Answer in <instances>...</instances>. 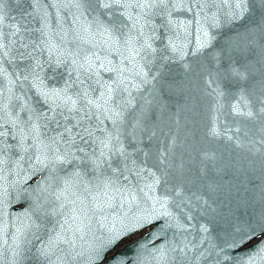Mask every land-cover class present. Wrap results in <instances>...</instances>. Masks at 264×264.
<instances>
[{
    "label": "water",
    "instance_id": "1",
    "mask_svg": "<svg viewBox=\"0 0 264 264\" xmlns=\"http://www.w3.org/2000/svg\"><path fill=\"white\" fill-rule=\"evenodd\" d=\"M0 264H264V0H0Z\"/></svg>",
    "mask_w": 264,
    "mask_h": 264
},
{
    "label": "rangeland",
    "instance_id": "2",
    "mask_svg": "<svg viewBox=\"0 0 264 264\" xmlns=\"http://www.w3.org/2000/svg\"><path fill=\"white\" fill-rule=\"evenodd\" d=\"M140 235H137V236H135L134 238H132V240H135L136 238H138Z\"/></svg>",
    "mask_w": 264,
    "mask_h": 264
}]
</instances>
